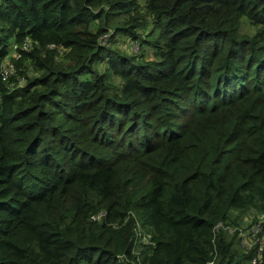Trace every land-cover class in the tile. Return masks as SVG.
<instances>
[{
	"label": "trees",
	"instance_id": "16d2710c",
	"mask_svg": "<svg viewBox=\"0 0 264 264\" xmlns=\"http://www.w3.org/2000/svg\"><path fill=\"white\" fill-rule=\"evenodd\" d=\"M12 44L0 264H264L215 230L264 215V0H0Z\"/></svg>",
	"mask_w": 264,
	"mask_h": 264
},
{
	"label": "rangeland",
	"instance_id": "374dc122",
	"mask_svg": "<svg viewBox=\"0 0 264 264\" xmlns=\"http://www.w3.org/2000/svg\"><path fill=\"white\" fill-rule=\"evenodd\" d=\"M139 4L141 5V7H143L144 5V0H138ZM118 21V19L116 20ZM147 31V30H146ZM239 32L241 34H246V35H252L254 33V28L250 25V23L246 20L245 17H242L240 20V26H239ZM107 38H109L108 36H106L104 39L107 41L105 43L106 46H109L113 49H118L126 54L129 55H141V49L139 48V44L138 42H135L133 40H131L130 38H127L126 36H120V35H116L115 39L112 43L108 42ZM112 38V37H110ZM29 43V40H28ZM16 45L12 44L10 46L9 49V53L6 56V58L4 59V61L0 64V70H4V69H10L11 71V65L9 62V59L11 57H17V53L15 51ZM143 52H144V56L142 55L141 58L142 59H154V56L152 54V50L149 47L144 48L143 47ZM103 65H97V69H101ZM37 71H35L32 67L28 66V75L29 76H36ZM113 82L115 84H119L120 81L118 78L113 77ZM23 83V82H21ZM261 217V214H257L255 211H253L252 209L250 210H246L243 212H236L234 214H232V218H234L237 222L238 225H231L233 227L238 226L237 228H241L243 231H249V226L250 223L259 219ZM227 231V230H226ZM228 232V231H227ZM229 234H234L231 232H228Z\"/></svg>",
	"mask_w": 264,
	"mask_h": 264
},
{
	"label": "built area",
	"instance_id": "2783aa9c",
	"mask_svg": "<svg viewBox=\"0 0 264 264\" xmlns=\"http://www.w3.org/2000/svg\"><path fill=\"white\" fill-rule=\"evenodd\" d=\"M28 43L25 41L21 48L27 49ZM102 214V213H101ZM100 214L96 216L95 218H99ZM238 226H231L226 225L224 226L222 223H218L215 227V230H218L219 228H224L228 232L235 233L238 239H240V244L246 248H252V247H258V253L262 250L264 246V215H261V217L253 222L250 223L249 231L246 230L243 231L241 228H237ZM149 241L148 236L145 233H142L140 231L137 232V239H135V246L136 248L140 244H147ZM260 255L258 254L257 257L252 258L251 263H255L257 261V258ZM213 262L210 261L208 264H212Z\"/></svg>",
	"mask_w": 264,
	"mask_h": 264
}]
</instances>
